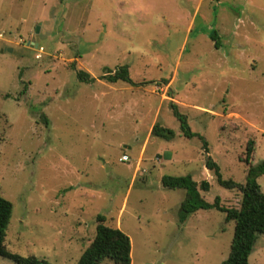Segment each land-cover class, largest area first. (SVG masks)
I'll return each mask as SVG.
<instances>
[{
	"label": "rangeland",
	"instance_id": "rangeland-1",
	"mask_svg": "<svg viewBox=\"0 0 264 264\" xmlns=\"http://www.w3.org/2000/svg\"><path fill=\"white\" fill-rule=\"evenodd\" d=\"M0 34L7 250L76 264L101 214L130 238L131 264H221L234 222L210 209L179 224L185 192L160 180L208 181L206 202L219 197L238 208V190L219 186L205 163L211 158L224 180L244 184L248 167L264 161V0H0ZM33 43L42 47L39 59ZM72 63L97 80L80 82ZM121 66L144 84L100 79ZM171 103L208 153L200 139L181 135ZM159 104L155 123L175 137L144 143ZM257 182L264 193V174ZM0 264L14 263L0 257ZM248 264H264V235Z\"/></svg>",
	"mask_w": 264,
	"mask_h": 264
},
{
	"label": "trees",
	"instance_id": "trees-1",
	"mask_svg": "<svg viewBox=\"0 0 264 264\" xmlns=\"http://www.w3.org/2000/svg\"><path fill=\"white\" fill-rule=\"evenodd\" d=\"M219 1V0H216ZM214 47L219 48V39L214 32L210 35ZM76 78L83 83L91 84L95 79L89 73L76 69L71 64ZM107 83L114 84L122 82L131 86H139L132 81L128 67L121 66L114 71L105 69V74L100 77ZM170 109L173 116L179 122V130L187 139L198 138L202 141V149L208 153L207 143L204 138L191 131L186 116L179 113L177 105L171 103ZM47 125V119L43 118ZM151 136L170 141L175 137L173 130L155 123L151 129ZM254 141H248L246 145L245 163L250 164L254 154ZM205 167L213 172L219 186L227 190H238L240 194L238 208H225L220 204L219 197L212 203L206 202L201 192H208L210 184L201 181L196 185L190 176H169L161 178V185L165 189H181L185 192L180 204L178 223H184L191 215L199 210L215 209L225 214V222H234V233L230 244L228 257L221 264H248V257L259 235H264V193H262L257 178L264 174V161L256 165H250L247 169L244 184H239L231 179L224 180L219 167L208 157ZM12 215V204L0 196V257L12 261L14 264H50L44 259L35 256H21L11 253L5 245L6 230ZM110 260L113 264H131V242L130 238L120 229L106 225V217L98 214L95 218V234L93 239L81 254L76 264H102Z\"/></svg>",
	"mask_w": 264,
	"mask_h": 264
},
{
	"label": "crops",
	"instance_id": "crops-1",
	"mask_svg": "<svg viewBox=\"0 0 264 264\" xmlns=\"http://www.w3.org/2000/svg\"><path fill=\"white\" fill-rule=\"evenodd\" d=\"M219 43V45H220V42H218ZM213 44H214V42H213ZM219 48H220V46H219ZM218 48V49H219ZM79 70V69H78ZM91 76V75H90ZM92 77V76H91ZM101 77V76H100ZM94 79H95V81L97 80V78H95V77H93ZM99 79V78H98ZM118 83V82H117ZM92 84V83H91ZM115 84V83H114ZM126 84V83H125ZM127 85H129V84H127ZM129 86H131V85H129ZM131 87H136V86H131ZM135 96H136V94H135ZM141 97V96H140ZM141 99H143L142 97H141ZM131 101V100H130ZM128 106L130 107H133V108H136L137 107V105H136V102H133V101H131L129 104H128ZM160 109H161V107H160V104L157 106V108H156V113H155V119L153 120V122L150 124V126L148 127V133H147V136L145 137V139H144V143H147V142H149L150 140H152L151 139V129H152V127H153V125H154V123H155V121H156V117H157V113L158 112H160ZM135 133L137 134V128H135ZM146 147V146H145ZM173 157V154H170V153H167L166 154V159L167 160H170L171 158ZM121 158V157H120ZM120 158H119V160H120ZM188 176V175H187ZM144 183H146V181H147V177H146V175H144ZM162 178V177H161ZM160 182H161V180H160ZM116 228H118V229H120V227L118 226V227H116Z\"/></svg>",
	"mask_w": 264,
	"mask_h": 264
},
{
	"label": "built area",
	"instance_id": "built-area-1",
	"mask_svg": "<svg viewBox=\"0 0 264 264\" xmlns=\"http://www.w3.org/2000/svg\"><path fill=\"white\" fill-rule=\"evenodd\" d=\"M1 37H2V35L0 34V38H1ZM35 51L38 53V54L36 55L35 58H36V59L41 58V56H42V47H39V46L37 45ZM120 161H121V162H127V161H129V158H128L127 155H123V156H121Z\"/></svg>",
	"mask_w": 264,
	"mask_h": 264
},
{
	"label": "water",
	"instance_id": "water-1",
	"mask_svg": "<svg viewBox=\"0 0 264 264\" xmlns=\"http://www.w3.org/2000/svg\"><path fill=\"white\" fill-rule=\"evenodd\" d=\"M39 32V27L37 26L35 28V33H38ZM34 47L36 48L37 47V44L33 43ZM6 51H10L11 52V49H6Z\"/></svg>",
	"mask_w": 264,
	"mask_h": 264
}]
</instances>
